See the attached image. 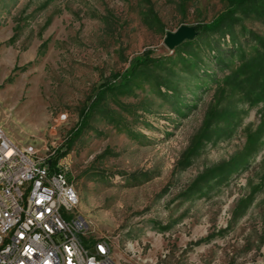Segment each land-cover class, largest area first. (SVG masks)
Returning <instances> with one entry per match:
<instances>
[{
	"label": "rangeland",
	"instance_id": "obj_1",
	"mask_svg": "<svg viewBox=\"0 0 264 264\" xmlns=\"http://www.w3.org/2000/svg\"><path fill=\"white\" fill-rule=\"evenodd\" d=\"M228 7L0 0V128L41 157L67 149L56 158L76 188L83 242L108 239L114 264H264V104L225 81L247 87L252 45L241 26L229 58L227 35L164 45ZM235 17L264 38L254 16ZM133 67L130 92H106Z\"/></svg>",
	"mask_w": 264,
	"mask_h": 264
},
{
	"label": "built area",
	"instance_id": "obj_2",
	"mask_svg": "<svg viewBox=\"0 0 264 264\" xmlns=\"http://www.w3.org/2000/svg\"><path fill=\"white\" fill-rule=\"evenodd\" d=\"M87 233L67 163L0 128V264H114L111 242Z\"/></svg>",
	"mask_w": 264,
	"mask_h": 264
},
{
	"label": "trees",
	"instance_id": "obj_3",
	"mask_svg": "<svg viewBox=\"0 0 264 264\" xmlns=\"http://www.w3.org/2000/svg\"><path fill=\"white\" fill-rule=\"evenodd\" d=\"M228 5V9L224 13L217 16L212 22L194 26L198 32L197 36L208 34L209 36H218V38L223 39L227 35L229 37V42L232 44V48L230 49L231 51L229 53L230 56H227L229 58L232 57L234 53L242 49V46H236L238 43V35H236L233 31L234 26H241L243 31L241 36L245 37V35H247V39L245 41L252 45L256 57L255 59H248V61L242 63L241 65L243 67L240 68L241 74H249L248 78L243 80L247 83V87H245L244 90L240 83L236 82L233 76L229 77L225 81L227 82L229 79L233 78L235 81L233 86L241 88L242 92H244V96L251 103L256 104L258 102H262L264 104V38L259 37L253 32H245L246 30L241 25L240 19L235 17L237 11L241 10L248 16H254L258 21L264 24V0H228ZM240 55L242 57L243 52ZM217 59L219 62L224 61L222 56H219ZM244 60L245 58H243V61ZM145 61L146 60L143 59H137L135 64L136 66L139 64L146 66ZM150 62H152V60H150ZM193 65L196 64L193 63ZM135 67L130 68L125 74L121 76V83L109 85L106 92H113L114 90H117L122 94L130 92V81L135 75ZM157 86H165L167 88L173 89V87L169 86L167 83L157 82ZM66 151L67 149L64 152H61V149L58 150V152H56L57 158L64 157Z\"/></svg>",
	"mask_w": 264,
	"mask_h": 264
},
{
	"label": "water",
	"instance_id": "obj_4",
	"mask_svg": "<svg viewBox=\"0 0 264 264\" xmlns=\"http://www.w3.org/2000/svg\"><path fill=\"white\" fill-rule=\"evenodd\" d=\"M198 32L195 27L180 26L174 33H167L164 38V45L173 50L181 45L185 40L191 41L197 36Z\"/></svg>",
	"mask_w": 264,
	"mask_h": 264
},
{
	"label": "bare ground",
	"instance_id": "obj_5",
	"mask_svg": "<svg viewBox=\"0 0 264 264\" xmlns=\"http://www.w3.org/2000/svg\"><path fill=\"white\" fill-rule=\"evenodd\" d=\"M30 147V146H29ZM77 204H78V195H77V192H76V207H77ZM112 259V258H111Z\"/></svg>",
	"mask_w": 264,
	"mask_h": 264
}]
</instances>
